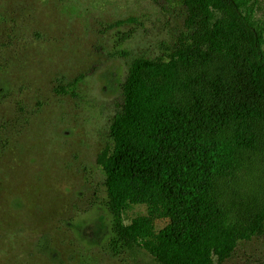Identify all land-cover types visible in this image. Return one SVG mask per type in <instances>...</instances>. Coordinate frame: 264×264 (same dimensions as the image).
<instances>
[{
  "label": "rangeland",
  "instance_id": "1",
  "mask_svg": "<svg viewBox=\"0 0 264 264\" xmlns=\"http://www.w3.org/2000/svg\"><path fill=\"white\" fill-rule=\"evenodd\" d=\"M263 38L264 0H239ZM180 0H0V264H157L113 256L106 176L122 85L187 33ZM79 80L76 97L58 90ZM148 216L127 204L130 226ZM168 220H156L161 233ZM225 264H264V236Z\"/></svg>",
  "mask_w": 264,
  "mask_h": 264
},
{
  "label": "trees",
  "instance_id": "2",
  "mask_svg": "<svg viewBox=\"0 0 264 264\" xmlns=\"http://www.w3.org/2000/svg\"><path fill=\"white\" fill-rule=\"evenodd\" d=\"M187 33L137 59L122 85L104 172L113 256L225 264L264 236V50L239 0H180ZM79 80L58 90L76 97ZM127 204L148 216L127 226ZM156 220L169 225L155 233Z\"/></svg>",
  "mask_w": 264,
  "mask_h": 264
}]
</instances>
